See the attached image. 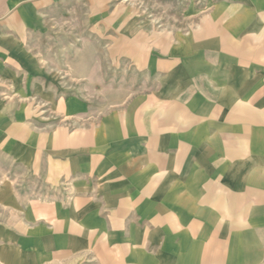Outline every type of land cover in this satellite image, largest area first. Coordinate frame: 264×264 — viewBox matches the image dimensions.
<instances>
[{
    "label": "crops",
    "instance_id": "0c3cea01",
    "mask_svg": "<svg viewBox=\"0 0 264 264\" xmlns=\"http://www.w3.org/2000/svg\"><path fill=\"white\" fill-rule=\"evenodd\" d=\"M33 1L0 0L2 71L32 66L22 39ZM239 27L224 30L221 61L164 62L169 71L149 91L101 121L0 130V143L9 133L32 175L70 181L74 192L63 204L24 202L2 189L0 202L15 216L0 227V262L264 264V77L247 72L252 58L264 68V43L262 51L233 43L227 34ZM253 30L264 33L263 11Z\"/></svg>",
    "mask_w": 264,
    "mask_h": 264
},
{
    "label": "rangeland",
    "instance_id": "374dc122",
    "mask_svg": "<svg viewBox=\"0 0 264 264\" xmlns=\"http://www.w3.org/2000/svg\"><path fill=\"white\" fill-rule=\"evenodd\" d=\"M26 5L32 20L22 44L32 66L7 65L3 71L0 66L6 77H0L2 132L14 124L49 130L87 115L101 121L127 97L149 91L159 74L169 71L164 62L187 60L191 67L202 65L200 57L205 64L221 61L218 42L230 25L243 28L227 34L233 43L246 39L253 51H262L264 43V33L253 30L264 12L260 0H37ZM253 61L247 72L264 77V68ZM9 136L6 145L4 139L0 143V191L7 188L24 202L68 203L74 197L72 182L37 179L25 160L15 159L16 141ZM14 214L0 202V227Z\"/></svg>",
    "mask_w": 264,
    "mask_h": 264
}]
</instances>
